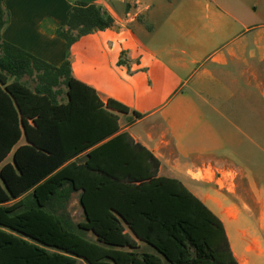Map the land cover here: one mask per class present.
<instances>
[{
  "label": "crops",
  "instance_id": "obj_1",
  "mask_svg": "<svg viewBox=\"0 0 264 264\" xmlns=\"http://www.w3.org/2000/svg\"><path fill=\"white\" fill-rule=\"evenodd\" d=\"M72 1L4 0L2 40L61 66L67 44L56 30ZM77 1L113 26L71 47L73 78L140 114L134 123L120 116L122 132L159 160V176L180 180L219 218L238 264H264V124L255 134L249 102L264 103L263 91L249 90L264 75V0ZM87 52L97 57L80 59Z\"/></svg>",
  "mask_w": 264,
  "mask_h": 264
},
{
  "label": "trees",
  "instance_id": "obj_2",
  "mask_svg": "<svg viewBox=\"0 0 264 264\" xmlns=\"http://www.w3.org/2000/svg\"><path fill=\"white\" fill-rule=\"evenodd\" d=\"M3 1L0 264H238L219 218L122 132L120 116H142L73 78L71 47L112 18L72 1L56 30L66 59L54 67L2 40ZM74 194L81 222L69 210Z\"/></svg>",
  "mask_w": 264,
  "mask_h": 264
},
{
  "label": "rangeland",
  "instance_id": "obj_3",
  "mask_svg": "<svg viewBox=\"0 0 264 264\" xmlns=\"http://www.w3.org/2000/svg\"><path fill=\"white\" fill-rule=\"evenodd\" d=\"M94 53V52H93ZM93 55V57H92ZM97 56L92 54V52H87V53H84V56L80 59H91V58H96ZM131 72V69H128L127 67L124 68V71L122 73V78H127L129 76V73ZM261 83V84H260ZM260 83H258L259 85L255 84L254 88L253 87H249V90L251 91H254V92H257L258 90H261L264 92V75L263 76H260ZM256 95V93H255ZM251 103V105L253 106V116L252 119H253V123H254V126H255V134H261V131H260V128H261V125L264 124V112L261 111L262 109V106H264V103L262 102L261 99L257 98V97H254L252 100L249 101ZM249 116V118H251ZM125 124V120H122V125ZM221 125V124H220ZM10 160V159H9ZM202 185L204 186V189H206L207 191L211 189V191H218L222 194H225L227 196H229V193L224 191V190H219L214 184H204L202 183ZM69 210H70V213L72 214L73 218H74V221L75 222H81L83 221V217H82V210L78 204V197L77 196H74L73 197V200L70 204V207H69ZM77 264H86L85 262H83L82 260H77Z\"/></svg>",
  "mask_w": 264,
  "mask_h": 264
},
{
  "label": "built area",
  "instance_id": "obj_4",
  "mask_svg": "<svg viewBox=\"0 0 264 264\" xmlns=\"http://www.w3.org/2000/svg\"><path fill=\"white\" fill-rule=\"evenodd\" d=\"M201 175H203L202 173H200ZM217 186H219V184H217Z\"/></svg>",
  "mask_w": 264,
  "mask_h": 264
}]
</instances>
